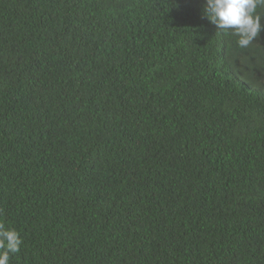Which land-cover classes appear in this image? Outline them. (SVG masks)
<instances>
[{
  "label": "trees",
  "instance_id": "16d2710c",
  "mask_svg": "<svg viewBox=\"0 0 264 264\" xmlns=\"http://www.w3.org/2000/svg\"><path fill=\"white\" fill-rule=\"evenodd\" d=\"M205 4L0 0L8 264H264V28Z\"/></svg>",
  "mask_w": 264,
  "mask_h": 264
},
{
  "label": "clouds",
  "instance_id": "9594fccd",
  "mask_svg": "<svg viewBox=\"0 0 264 264\" xmlns=\"http://www.w3.org/2000/svg\"><path fill=\"white\" fill-rule=\"evenodd\" d=\"M258 7H264V0H206L204 15L219 30L238 36V45L246 48L264 28ZM21 243L15 229L0 223V264H8L9 253H18Z\"/></svg>",
  "mask_w": 264,
  "mask_h": 264
}]
</instances>
